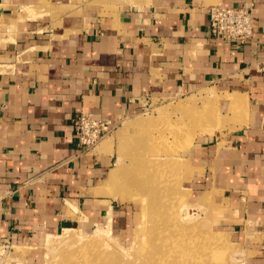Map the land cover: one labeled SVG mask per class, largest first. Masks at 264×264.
<instances>
[{
	"label": "crops",
	"instance_id": "0c3cea01",
	"mask_svg": "<svg viewBox=\"0 0 264 264\" xmlns=\"http://www.w3.org/2000/svg\"><path fill=\"white\" fill-rule=\"evenodd\" d=\"M219 3L252 7V38L211 34L209 8ZM110 5L0 0V247L65 226L113 224L115 213L118 224L117 201L94 191L117 154L103 143L81 147L82 113L116 126L154 97L207 87L225 99V125L188 148L190 186L211 190L235 243L264 264V0ZM232 99L241 100L234 119Z\"/></svg>",
	"mask_w": 264,
	"mask_h": 264
},
{
	"label": "rangeland",
	"instance_id": "374dc122",
	"mask_svg": "<svg viewBox=\"0 0 264 264\" xmlns=\"http://www.w3.org/2000/svg\"><path fill=\"white\" fill-rule=\"evenodd\" d=\"M104 1L113 8L112 0ZM224 100L207 87L177 97L157 96L139 115L110 124L112 130L90 149L103 143L117 154L94 191L117 201L122 211L118 224L115 213L113 224L65 226L21 245L3 243L0 264H255L254 253L236 244L225 228L211 190L198 194L190 186L188 148L196 135L224 130L219 121ZM233 108L234 119L240 109Z\"/></svg>",
	"mask_w": 264,
	"mask_h": 264
},
{
	"label": "built area",
	"instance_id": "2783aa9c",
	"mask_svg": "<svg viewBox=\"0 0 264 264\" xmlns=\"http://www.w3.org/2000/svg\"><path fill=\"white\" fill-rule=\"evenodd\" d=\"M254 18L251 6L215 4L209 8V30L218 39L236 44L244 43L253 36ZM76 124L79 143L86 148L95 146L112 130L108 121L88 113H82Z\"/></svg>",
	"mask_w": 264,
	"mask_h": 264
},
{
	"label": "bare ground",
	"instance_id": "6f19581e",
	"mask_svg": "<svg viewBox=\"0 0 264 264\" xmlns=\"http://www.w3.org/2000/svg\"><path fill=\"white\" fill-rule=\"evenodd\" d=\"M231 101H232L233 106H237V105L241 104V100H234V99H232ZM213 118L215 119V117H212L211 119L214 120ZM214 121L217 122L216 120H214ZM208 124H209V123H208ZM210 124H211V123H210ZM214 124H215V123H214ZM203 125H204V124H203ZM211 125H212V124H211ZM205 126H206V125H205ZM223 126H224V125H223ZM234 126H235V125H234ZM198 127H199V126H198ZM203 127H204V126H203ZM203 127H201L200 130L203 129ZM209 127H210V125H209L208 127L206 126V128H209ZM214 127H215V126H214ZM210 128H211V127H210ZM215 128H216V127H215ZM195 130H196V129H195ZM202 131H203V130H202ZM198 132H199V131H198ZM207 132H208V131H207ZM210 132H211V131H209V133H210ZM194 133H197V132L194 131ZM194 133H193V134H194ZM203 133H206V131L203 132ZM190 134H191V133H190ZM197 134H198V133H197ZM200 134H202V133H200ZM187 136H188V135H187ZM194 137H195V135L192 136V138H194ZM183 138H184V137H183ZM186 138L188 139V137H186ZM192 140H194V139H192ZM180 143H182V141H181ZM50 239H51V238H50ZM217 255H218V254H217ZM242 264H243V263H242Z\"/></svg>",
	"mask_w": 264,
	"mask_h": 264
}]
</instances>
